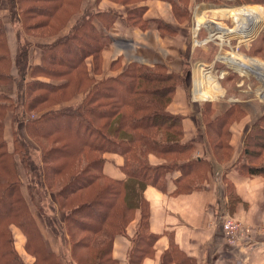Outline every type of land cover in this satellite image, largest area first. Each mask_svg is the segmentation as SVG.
Listing matches in <instances>:
<instances>
[{"label": "trees", "instance_id": "trees-1", "mask_svg": "<svg viewBox=\"0 0 264 264\" xmlns=\"http://www.w3.org/2000/svg\"><path fill=\"white\" fill-rule=\"evenodd\" d=\"M6 1L17 9L26 32L42 37L40 33L45 30L52 32L45 36L53 35L55 39L40 45L42 63L32 67L33 74L46 75L53 82L37 78L28 81L25 69L29 59H24L28 44L12 56L6 25L0 18V264H27L16 248L17 232L25 239V249L35 257L32 264H63L41 241L38 223L22 192L19 162L33 174L31 184L37 182L51 190L58 186L54 197L65 213L72 257L78 264H119L113 255L115 241L127 236V226L138 209L142 216L129 264H143L160 236L150 229L146 187L152 184L165 191L167 174L178 170L181 174L173 193L189 192L199 188L212 169L210 161L193 157L194 142L184 140V117L168 109L185 72H169L161 63L146 66L131 62L121 71L96 78L90 73L87 59L93 57L98 74V63H103V51L110 42V36L101 34L96 25L110 28L120 17L116 11L86 8L87 0ZM239 3L264 4V0ZM173 4L178 12L176 2ZM182 9L184 12L187 7ZM145 11V7L133 8L126 20L132 26L146 28L149 22L143 19ZM75 17L72 27L63 33L67 27L65 18L71 22ZM158 28L165 30L162 24ZM14 67L20 71L23 86L19 99H15V91L7 88L15 82ZM81 93L84 97L75 105L57 110L49 107ZM207 102L204 105L208 104L209 110H203L207 138L217 161L222 162L232 153V126L241 122L247 111L242 104L232 103L214 116L216 109ZM45 106L47 109L40 115H32ZM10 113L15 135L12 149L5 132ZM22 123L28 138L39 143L40 158L39 153L31 152V141L20 137L18 126ZM106 153L123 157V179L105 174ZM244 155L264 160V114L246 138ZM152 156L160 162H152ZM167 156L173 159L172 166ZM244 167L249 174L264 176V163Z\"/></svg>", "mask_w": 264, "mask_h": 264}, {"label": "crops", "instance_id": "crops-1", "mask_svg": "<svg viewBox=\"0 0 264 264\" xmlns=\"http://www.w3.org/2000/svg\"><path fill=\"white\" fill-rule=\"evenodd\" d=\"M95 1L94 10H113L120 17L110 28L97 23L96 26L100 33L110 36V42L103 51L101 73L97 74L93 71L92 59L88 58L90 72L96 78H103L110 72L125 69L131 62H139L146 66L161 63L167 67L169 72L177 73H184L185 68L191 66V69L189 68L187 71L185 81L183 80L177 85L168 109L173 114L184 117V140L194 142L193 157L196 160L205 159L212 164L208 176L199 183L200 187L195 190L173 193L176 188L175 181L181 174L178 170H175L173 174H167L165 191L152 184L146 187L144 195L151 207L150 229L160 236L153 246V251L144 258L143 264H264V176L249 174L244 167L245 164L259 167L264 163V160L258 158L257 155L249 157L244 155L246 138L254 130L255 122L264 114V99L262 96L261 98L253 97L251 94H241L235 99H229L228 96L226 98V95L212 98L218 100L216 104H213L216 109L214 116L226 110L232 103L242 104L247 111L246 117L232 126L230 158L220 162L217 161L211 149L207 138L209 134L204 121L205 117L201 110L203 102L211 101L209 99L212 94L209 99H205L206 101H200L201 103L190 97L192 83L193 86L195 83L200 85V93L197 91V97L201 99L206 97L205 89L215 83L211 73L208 76L204 73V67L196 72L197 66H193L195 54H197L194 37L197 35L203 36L205 39L210 38L209 42L204 43L203 46L198 45L201 46L199 48L206 51L203 53V60L210 61L213 56V62L222 61V59L224 62H228L224 59H229L219 55L221 48L230 46L233 51L237 52L239 49L234 50L232 42L238 36L244 38L251 34L260 23L259 18L256 17L251 21V25L246 28L245 33L239 32L237 35L234 14L238 10H234L236 8L211 9L209 6L213 4L208 3V0H195L190 5H185L183 0H133V2L101 0L98 4ZM92 2L93 0H87L86 8H90ZM173 2H176V6L179 8L187 7V10L181 11L179 14L174 9ZM2 5L8 6L4 2L0 3V6ZM138 7L146 8L143 14V19L149 22L146 28L132 26L126 20L129 10ZM238 19L239 17H237ZM75 21L76 17L63 30V33L69 30ZM227 21L229 24L235 23L233 28L228 30L225 28L226 26L224 28L219 26L220 22L226 23ZM158 24L164 25L165 30H160ZM219 28L233 32L226 34L219 31ZM8 39L13 55L16 53L17 47L10 36ZM32 42L35 43V46L43 43L41 41ZM211 42H215L216 45L211 47ZM248 42H251V39H247L245 43L238 40L236 47L245 46V49L249 50L252 43L249 45ZM46 43L48 42L43 44ZM213 48H218L217 52ZM263 51L261 52L263 53ZM233 55L234 58H237L235 52ZM42 57L43 50L42 47H39L33 56L32 67L40 64ZM230 64L234 63L230 62ZM261 65L263 66V64ZM205 67L209 72L214 70L212 66ZM251 70L254 68L245 71L251 72ZM245 71L242 73H247ZM225 75L227 74H224L222 80ZM197 76L200 77L201 82L198 79L196 81ZM204 77H209V79L205 80ZM83 97L84 93H81L53 109L75 105ZM248 104L255 105V107H250ZM257 151H263V149ZM104 158L105 174L114 179H123L125 177L122 170L123 157L115 153H106ZM150 159L154 163L160 162L154 156ZM141 216V210L138 209L127 226V236H120L115 241L113 255L119 260V264H129ZM226 218H231L241 225V233L235 244H230L226 239L224 231ZM24 242L25 239L22 236V239L19 240L21 245L19 247L21 250L23 248V251L19 252L23 257L27 255L29 258L25 260L31 264L34 258L26 252ZM19 247L17 246V248Z\"/></svg>", "mask_w": 264, "mask_h": 264}, {"label": "rangeland", "instance_id": "rangeland-1", "mask_svg": "<svg viewBox=\"0 0 264 264\" xmlns=\"http://www.w3.org/2000/svg\"><path fill=\"white\" fill-rule=\"evenodd\" d=\"M7 3L6 0H0V3ZM147 1V0H144ZM185 5H190L192 1L195 0H183ZM202 1V0H201ZM208 3H211L215 6H211L210 7H215V8H236L234 10H238V13H240L241 11L245 12H249V9L251 10H255L256 12V16L259 18L260 23L258 24V26L256 27V29L249 35H246V37H241L238 36L236 37V40H234L232 42L231 45H233L234 50L235 49H239L237 52L233 51L230 46H223L221 48V50L219 51V55L221 54L222 57L227 58L229 60L224 59L225 61L228 62H224L223 59L222 61H217V62H213V56L212 59L210 61H208L207 59L203 60V53H205L206 51L202 48H199L201 46L198 45H204V43H208L209 39H205V37L203 36H195L194 37V42H196V47L197 48V54L196 57L194 58L193 61V66L196 67V72L198 70H200V68L204 67V73L208 76L209 73L212 74V79H215V83L211 84L210 86H208L205 90H206V97L201 99L199 97H197V91L198 93H200V85H197V83L194 84L192 83V86L190 87V97L191 99H196L197 101H199L198 103H201L200 101H206L205 99H209L210 95L212 94V96L210 97L211 100L209 103L210 104H216L218 102V100H214V97H218V96H224L226 95V98L228 96L229 99H235L241 96V94H251V96H256V97H263L264 99V76L263 74L261 75L260 73L262 72H256L254 70H251V72H247V73H242L239 68L238 65L236 64H240L238 62L239 59H241L242 61H244L247 64V67H253L250 65H261L263 64V68H264V51L263 53L261 52L262 50H264V4L262 3H239L243 0H216L215 2H212L210 0H208ZM94 0L92 2V5L90 8H92V10H94ZM251 6H259L262 9L258 10L257 8L251 7ZM15 7H10L9 5H2L0 6V18L3 19L4 23L6 24V30H7V36H10L11 39H13V42L16 44L17 49L15 50L16 53L13 54L12 56H17L18 55V51H20L21 46L26 45V50H27V54L24 55V59H29V65L26 67L25 71H26V76H27V80L31 81V80H35V78L42 80L44 82H48L51 83L53 82L51 80L50 77L43 75V74H37V72H35L33 74V56L35 55V52L37 50V48H41L40 45L37 44V46H35V43H33L32 41H35L36 43H38V41L41 42H52L54 41L55 37L52 36H45L48 34H52V32L50 33L49 31H45L43 30L40 34L42 35V37L40 36H36V35H32V32H26L27 30L23 28L21 22H19V16L17 14V9H12ZM212 9V8H211ZM181 10H183L182 8L178 7V13H181ZM233 10V12H234ZM232 11V10H231ZM67 14V13H66ZM64 14V15H66ZM244 14V13H243ZM241 14V15H243ZM2 15V16H1ZM235 15V21H236V27L238 26L237 23V13L234 14ZM252 17H254L253 15H250ZM3 17V18H2ZM256 17H254L252 20H254ZM250 19V18H249ZM247 19H244L243 21H245L244 23H241L236 29L239 30L241 29V27L243 25H245L246 27H249L251 25V19L249 21V23L246 21ZM69 22L68 20H66L65 18V25H67V27L69 26ZM228 23V24H227ZM234 22L229 24V21H227L226 23H221L219 24V26H221V28H224V26H226V29H231L234 26ZM249 24V25H248ZM228 26H230V28H228ZM66 27V28H67ZM235 29V30H236ZM220 31H224V32H233V31H227L225 29H221ZM62 32V31H61ZM60 32V33H61ZM223 32V33H224ZM20 37H19V36ZM219 35V33L217 34V36ZM254 36L251 39V42H248L249 45L252 43V47L249 50L245 49V46H241V47H236L238 40H241L242 43H245V41H247V36ZM35 38H39V39H35ZM222 38V37H221ZM27 39L31 42V44L27 41ZM32 40V41H31ZM226 40V39H224ZM244 41V42H243ZM9 42V39H8ZM43 43L41 45H43ZM211 47L213 45H216L215 42H211ZM209 44V45H210ZM214 50H218V48H213ZM232 50V51H231ZM11 51V50H10ZM213 52V50H212ZM236 53L237 58H234L233 53ZM244 52V53H243ZM215 53V52H214ZM247 53V54H246ZM218 55V56H219ZM217 56V58H218ZM92 59V68L93 71L95 72V62L93 60V57H89ZM208 58H211L208 56ZM239 58V59H238ZM23 59V57H22ZM231 59V60H230ZM88 60V59H87ZM188 60V58H187ZM230 62H233L234 64L231 65ZM32 63V65H31ZM42 63V62H41ZM40 63V64H41ZM259 64V65H258ZM87 65L88 68L90 70V66L88 64L87 61ZM205 66H212L214 68V70L211 72H209V70L205 67ZM30 68V69H29ZM189 68L191 69V66H189ZM188 67L185 68V74L183 76L184 81L187 77V71L189 70ZM246 70L247 68L244 66ZM255 69V68H254ZM21 70V69H20ZM194 70V68H193ZM192 70V71H193ZM97 71L98 74H100L99 71H102V61L98 63V67H97ZM226 72V73H225ZM91 73V72H90ZM37 74V75H36ZM92 74V73H91ZM183 75V73H181ZM224 74L225 78L222 80ZM93 75V74H92ZM204 75V74H203ZM13 76L15 77V82H12L8 88L9 92H16L14 95L15 99H19V93H20V88L23 87L21 86L22 84L20 83V71L17 68H13ZM202 77V76H201ZM200 77H196V81L198 79L199 82ZM205 80L209 79V77H204ZM79 95V94H78ZM214 98V99H212ZM70 101V100H68ZM68 101L64 102L67 103ZM208 101V100H207ZM215 103H214V102ZM208 103V102H203ZM63 104V103H61ZM197 104V103H196ZM203 104V105H204ZM201 105V110L203 111H208L209 110V105L206 104ZM55 106H57L55 104ZM54 105H51L49 107H55ZM248 106H254L255 105H251L248 104ZM65 107V106H63ZM61 107V108H63ZM45 109H47V106L40 108L39 112H35L32 113L33 116H38L40 115ZM13 113H10L7 116L6 119V124H5V132H6V137H7V141L9 147L12 149L13 148V139H15V135H14V129H13ZM18 131H20L21 133H19L20 137L24 136L25 139L31 141L30 142V146H31V152L33 154H35V152H37V155L39 153V158L41 157V149H39V143L38 142H34L31 138H28L26 129L24 127V124H20L18 126ZM23 138V137H22ZM38 143V144H37ZM212 149V148H211ZM16 157H18V154L16 155ZM166 161L169 162V165L172 166L173 163V159L169 158V156H167ZM141 169V168H140ZM139 169V170H140ZM19 171H20V178L22 180V192L24 194V196L26 197V200L28 201L31 210L33 211V214L35 216V219L38 223L39 229H40V234L42 236V242H44L46 244V246L63 260V264H78L75 259L72 257V247H71V242H70V236L66 230L65 227V213L59 209L58 205H56V199L54 197L55 191L57 190L58 186L54 187V190L46 188V187H41L40 185L37 184V182L34 184H31L30 179L31 176H33V174L25 169L24 165H22L21 162H19ZM175 171V170H174ZM174 171H170L169 173H172ZM151 175H153L151 173ZM167 180V178H166ZM51 190V191H50ZM15 238L17 239V244H16V248L17 246H21L19 243V240L22 239V236L17 232ZM69 240V246H68V240ZM60 241V242H59ZM25 248V245H24ZM20 249V250H18ZM18 252L19 251H23V248L21 250V247L17 248ZM26 250V249H25ZM26 252L31 255L27 250ZM24 253V252H23ZM20 254V252H19ZM21 255V254H20ZM34 258L35 261V257L33 255H31ZM22 259L24 260L25 263L26 260H28V256L25 255L24 257L21 255ZM26 259V260H25ZM33 261V262H34ZM32 262V263H33ZM31 263V264H32ZM29 264V263H27Z\"/></svg>", "mask_w": 264, "mask_h": 264}, {"label": "bare ground", "instance_id": "bare-ground-1", "mask_svg": "<svg viewBox=\"0 0 264 264\" xmlns=\"http://www.w3.org/2000/svg\"><path fill=\"white\" fill-rule=\"evenodd\" d=\"M222 10V9H221ZM244 13V14H243ZM241 14H243V15H241ZM249 15H253L254 17H257L256 16V12H255V10H251V9H249V12H245V10L244 11H241L240 13H238V11H237V17H239V19L237 20L238 22V26L241 24V23H244L245 21H243L244 19H247V20H249L250 21V19L252 20L254 17H252V16H250L249 17ZM250 18V19H249ZM246 20V21H247ZM249 21H247L248 23H249ZM208 26H210V25H208ZM237 26V27H238ZM241 26V25H240ZM236 27V28H237ZM246 26L245 25H243L242 27H241V29H239V30H237L236 29V33H237V35L239 34V32L240 33H245V31H246ZM216 31V30H215ZM219 31H220V28H219ZM224 32V31H223ZM214 33V32H213ZM224 33H226L227 34V32H224ZM230 34V33H229ZM231 35H233V34H231ZM238 62L240 63V64H238V68H239V70L241 71V72H244L245 70H243V69H245L244 68V66L247 68V69H251L250 67H247V65L243 62V61H240V60H238ZM253 68H255L254 70L256 71V72H262V73H260L261 75L263 74V76H264V68H263V66L262 65H259V66H257V65H254L253 66ZM245 72H247V71H245Z\"/></svg>", "mask_w": 264, "mask_h": 264}, {"label": "built area", "instance_id": "built-area-1", "mask_svg": "<svg viewBox=\"0 0 264 264\" xmlns=\"http://www.w3.org/2000/svg\"><path fill=\"white\" fill-rule=\"evenodd\" d=\"M224 231L227 241L230 244H235L241 233V225L231 218H226L224 221Z\"/></svg>", "mask_w": 264, "mask_h": 264}, {"label": "water", "instance_id": "water-1", "mask_svg": "<svg viewBox=\"0 0 264 264\" xmlns=\"http://www.w3.org/2000/svg\"><path fill=\"white\" fill-rule=\"evenodd\" d=\"M211 6H215V5H211ZM210 7V6H209ZM211 8H215V7H211ZM249 25V24H248ZM254 36H247V39L249 40V39H252Z\"/></svg>", "mask_w": 264, "mask_h": 264}]
</instances>
